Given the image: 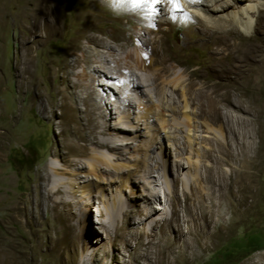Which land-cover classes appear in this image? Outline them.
Listing matches in <instances>:
<instances>
[{
  "label": "bare ground",
  "instance_id": "bare-ground-1",
  "mask_svg": "<svg viewBox=\"0 0 264 264\" xmlns=\"http://www.w3.org/2000/svg\"><path fill=\"white\" fill-rule=\"evenodd\" d=\"M4 1L6 14L14 17L17 26L28 31L26 42L31 38L46 41L60 34L61 13L53 0ZM246 1L251 0H181V9L174 11L167 0H162L152 6L150 13L144 6H133L132 0H90L88 5L93 11L99 2L118 7L120 12L117 15L127 18V29L104 34L84 26L85 29L75 33L74 40L63 57L62 68L67 74L74 72L77 63L84 64L83 71L79 73L81 81L77 83L81 92L90 93L91 73L107 78V85L111 86L108 96H113L118 101L116 124L112 128L109 119L104 118L105 122L100 123L98 118L87 120L84 114L73 119L75 147L70 151L73 159L66 162L65 168L51 166L50 169L59 176L69 173V168L74 169L73 176L78 182L82 181L81 172L87 168L97 179L100 175L111 178V184L116 183L114 179L121 176V185L116 189V194L109 199H106V195L101 196L103 200L100 203L105 207L104 210L98 207L105 219L102 226L108 236L113 232L117 233L120 223L138 225L142 235L147 238L146 243L140 241L144 254L152 255L154 250L157 256L163 258L161 264L195 263L216 247L218 239L229 232L230 224L247 219L256 209L259 176L264 165V106L263 103L254 102L260 101L256 94L259 83L264 79V56L256 60L251 56V49L264 50V11L259 10L254 28L263 45L250 48L246 45L250 38L245 34L252 30L248 17L255 6L245 5ZM14 6L16 8L11 13L10 8ZM229 9L238 11L231 12L227 18H220L218 21L211 19L212 15ZM140 14H144L146 18ZM130 23L142 26L133 27ZM227 23L229 28H226ZM239 24H244L245 34L238 30ZM179 26L185 32L177 40L170 41L168 35ZM194 31L197 33L192 37ZM83 40L86 43L83 44ZM191 46L201 48L207 55L198 64L199 67L192 71L184 67L185 51ZM77 51L80 52L79 58L76 62H70L69 58ZM227 57H231L232 62L225 65ZM241 58H255L258 67L243 70V65L239 63ZM206 74H210L211 79ZM238 76L246 80L242 83L231 81ZM63 80L68 82V77ZM111 82L118 84L119 88L112 90ZM136 94L145 100L137 101ZM154 96L159 103L152 106L150 103ZM141 102L149 103V106L144 105L147 107L141 118L156 120L154 116H159L162 120L161 130H166L169 125L177 133L172 137L175 146L174 177H166L168 161L162 160V157L155 164L146 161L144 157L135 161L133 166L115 162L122 159L121 146L133 144L142 135L140 126L132 128L124 120L135 119L134 107H142ZM62 104L67 106L65 101ZM165 105L171 112L172 124H168L162 117ZM188 107L195 108L198 117L208 121L202 122L207 130L202 133V137L207 138L204 141L210 144V148L194 150L189 135L186 137L187 141L180 139L186 130L192 131L197 126V121L184 111ZM181 114L183 120L178 121L177 116ZM218 121L221 126L214 130V123ZM136 122L140 123L138 120ZM130 132H134L137 137L126 138L125 135ZM257 137L258 151L254 149L255 142H251ZM153 146L154 137L138 150L146 156ZM188 152L197 157L198 161L185 158ZM108 155H112L113 160ZM183 159L187 163H183ZM102 165H106L108 169L102 168ZM226 167L229 169L226 170ZM185 169L189 174L195 173L190 182L182 177ZM200 172L205 173L204 178L199 175ZM157 173L160 175L156 176ZM36 179L38 206H45L59 218L70 217L71 203L66 201L64 186H70L71 182L52 181L43 171H37ZM132 182L142 183L144 193L141 196L128 189ZM180 183L186 184L188 190L182 189L180 192L177 188ZM90 187L86 184L81 190L89 195L92 193ZM74 188V185L71 186V193L78 206L84 196L78 195ZM124 190L129 192V197L122 196ZM160 191H163L168 201L166 207L162 204L155 207L161 199ZM180 195L184 200H181ZM134 197L139 200H134ZM88 204L95 205V202ZM92 211L90 207L86 210L87 213ZM167 213L171 214L170 217ZM82 222V227L87 228V221ZM63 231L66 235L61 242L58 240L60 246H55L54 249L51 247L53 250L50 248L57 255V263H54V258L52 264H70L71 262L62 258L65 251H81L80 264L97 263V252L92 251L90 258L86 255L90 253L94 233L85 234L81 230L72 237L68 235L67 228ZM99 240L98 238L97 242ZM102 245L103 257L107 259L111 252L109 253L106 244ZM20 258L12 250L10 243L0 241V264H23ZM101 264L108 263L103 261Z\"/></svg>",
  "mask_w": 264,
  "mask_h": 264
},
{
  "label": "rangeland",
  "instance_id": "rangeland-1",
  "mask_svg": "<svg viewBox=\"0 0 264 264\" xmlns=\"http://www.w3.org/2000/svg\"><path fill=\"white\" fill-rule=\"evenodd\" d=\"M0 1H2V5H0V241L10 243L15 254L19 258L20 256L24 257L20 258L23 264H52L53 261L57 263V255L51 250L55 246H60L59 243L66 235V232L63 231L64 228H67L68 235L72 237L84 230L85 234L94 233L90 253L86 254V252L85 254L90 258L92 251L97 252L96 264H101L103 261L108 264H161L163 258L157 256L158 254H155L154 250L151 251L152 255L144 254V247L140 245V241L146 243L147 238L142 235L138 225L120 223L117 233L113 232L108 236L102 226L105 219L101 216L98 207L100 206L102 210L105 207L104 204L100 203L103 200L101 196L106 195V199H109L116 194V189L121 185V176L114 179L117 181L116 183L111 184V178L99 174L97 179L90 174L89 168H87L81 172L82 181L78 182L73 176L74 169L69 168V173L64 176L56 175L50 169L51 166L65 168L66 162L73 159L70 152L75 147V136L72 129L73 119L84 114L87 120L93 121L98 118L100 123L105 122L104 118H107L110 120L112 128L116 124L115 115L117 114L115 111L118 101L113 96H108L111 86L107 85V78L91 73L92 87L90 93L81 92L78 89V84L81 81L79 73L83 71L84 64L77 63L74 72L65 73L62 68L65 52L74 40L75 33L80 29L87 27L92 31H99L104 34L113 31L123 32L128 26L127 18L119 17L117 14H119L120 9L109 3L99 2L93 11L88 5L90 0H68V3L66 0H53L61 13L60 25L62 30L60 34L46 41L31 38L26 42L28 31L26 28L15 24L14 17L6 14L5 1ZM100 4L104 6H100ZM250 4L255 6V9L250 10L253 13L248 17L249 19L247 18L251 24V32L249 34L244 33V24H239L237 28L240 33L250 38L246 45L254 48L263 45L260 35L255 32L254 28L259 10L264 11V0L246 1L245 5ZM15 8L16 6L11 7L10 12L13 13ZM88 11H91L92 14ZM234 11L237 12L238 9L220 12L217 14L218 16L212 15L211 19L218 21L220 18H227ZM112 13L114 15H111ZM140 16L146 18L144 14H140ZM130 25L133 27L142 26L133 23ZM225 25L226 28H229L228 23ZM183 32L185 29L179 26L171 35H168V38L170 41H175ZM196 33L197 31H194L192 37H195ZM82 43L84 44L86 41L83 40ZM79 54L80 52L77 51L75 55L69 58V61L76 62ZM251 56L259 60L264 56V50L251 49ZM205 57L207 55L201 48L188 47L185 51L184 67L190 71L195 70ZM255 58L249 60L241 58L239 63L243 65V70L256 69L258 62L255 61ZM230 62H232L231 57H227L224 64L227 65ZM209 75L206 74V77L211 79V75ZM66 76L68 82L63 80ZM93 78L95 79L93 80ZM245 80L240 76L231 79V81L239 83ZM110 84L113 86L112 90L119 88L118 84L114 82ZM104 96L106 97L103 100ZM153 98L150 105H158L157 98L155 96ZM256 98L260 101L254 103H263L264 106V79L259 83ZM136 99L139 102L145 100L139 94H136ZM62 101H65L67 106H64ZM141 103L143 106L145 104L149 106V103ZM142 107H134V120H126L123 117L126 124H130L132 128L140 126L142 135L133 144L121 146L122 159L115 162L120 165L133 166L141 157H144L146 161L155 164L162 157V160L167 159L168 161L166 177L168 179L174 177L176 175L173 163L175 146L172 137L177 133H174V129L169 125H167L166 130H161L162 122L160 121L162 120L159 116H154L156 120L141 118L147 106ZM253 107H255L254 104ZM184 111L188 112L191 118L198 123L195 122L197 126L192 131L186 130L180 139L187 141L186 137L189 135L194 150L210 148V144L204 141L207 138L202 137V133L207 131L202 122L207 120L198 117L197 110L193 107L185 108ZM163 112V119L165 118L168 124H172L173 119L167 105L164 106ZM137 120L140 123H137ZM177 120H183V115L177 116ZM220 126L221 122L218 121L214 123L213 128L218 130ZM114 136L117 135L114 134ZM125 137L132 139L137 136L134 132H130ZM153 137L154 146L145 156L138 148L147 144ZM251 142H255L254 149L257 150L259 138L257 137ZM262 150L264 152V149ZM108 157L113 160L112 155H108ZM189 157L194 162L198 161L197 157L188 152L185 158ZM181 161L187 163L186 159ZM102 168L108 169L106 165H102ZM228 169L226 167V170ZM37 171L48 174L52 181L71 182L75 186L74 190H77V194L84 196L82 202L77 206L71 193V186L73 185L70 183V186H64L67 193L66 201L71 203L70 217L67 219L59 218L45 206H38ZM194 174V172L187 173L185 169L182 177L190 182L194 178ZM159 175V173L156 174V176ZM199 175L205 177L203 172H200ZM86 184L91 186L92 193L89 195L81 190L82 186ZM141 184L132 182L128 189L134 190L136 194L141 196L144 193ZM185 186L186 184L180 183L177 188L180 192L182 189L188 190V187ZM123 194L124 198L130 196L129 192L125 190ZM160 197L161 199L155 204V207H158L159 204L166 207L168 201L163 191H160ZM180 197L181 200H184L182 195ZM133 199L139 200L135 197ZM93 201L95 205L88 204ZM89 207L93 209L91 213L86 212ZM170 215L167 213V216L170 217ZM82 221H87V228L82 227ZM228 227L229 232L224 233L218 239L219 242L216 247L193 264H264V165L259 176V197L255 212L245 220L234 221ZM98 238L100 239L99 242H97ZM102 244H106L109 253L111 252L107 259L103 257L104 248H102ZM62 258L71 262L70 264H80L81 251L78 253L65 251Z\"/></svg>",
  "mask_w": 264,
  "mask_h": 264
},
{
  "label": "snow or ice",
  "instance_id": "snow-or-ice-1",
  "mask_svg": "<svg viewBox=\"0 0 264 264\" xmlns=\"http://www.w3.org/2000/svg\"><path fill=\"white\" fill-rule=\"evenodd\" d=\"M162 0H132L133 6L140 7L144 6L151 13L152 6L161 3ZM189 2H195V0H189ZM167 3L171 5L172 9L180 10L181 9V0H167Z\"/></svg>",
  "mask_w": 264,
  "mask_h": 264
},
{
  "label": "trees",
  "instance_id": "trees-1",
  "mask_svg": "<svg viewBox=\"0 0 264 264\" xmlns=\"http://www.w3.org/2000/svg\"><path fill=\"white\" fill-rule=\"evenodd\" d=\"M66 2L68 3V0H66Z\"/></svg>",
  "mask_w": 264,
  "mask_h": 264
}]
</instances>
